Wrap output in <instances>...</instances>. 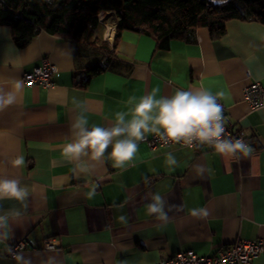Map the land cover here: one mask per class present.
Returning a JSON list of instances; mask_svg holds the SVG:
<instances>
[{
    "label": "crops",
    "instance_id": "1",
    "mask_svg": "<svg viewBox=\"0 0 264 264\" xmlns=\"http://www.w3.org/2000/svg\"><path fill=\"white\" fill-rule=\"evenodd\" d=\"M114 37L105 40L112 45ZM87 51L45 31L19 47L11 27L0 26V87L17 97L0 111V178L19 180L29 192L27 209L0 200V214L22 213L11 222L9 238L0 240V264H18L6 250L22 239L29 248L18 253L30 264H156L179 250L212 255L239 238L264 241V105L252 108L244 95L253 81L264 85V24L234 18L220 38L198 27L193 42L174 38L167 47L152 35L123 30L112 67L82 87L79 80L94 62ZM45 58L58 67L55 84H25L24 72ZM16 81L22 82L18 91ZM153 88H159L158 98L177 89L223 93L218 98L227 104L233 129L247 133L252 154L223 156L209 145L151 147L144 141L125 169L112 166L111 146L102 162L81 157L92 165L88 173L76 168L80 161L65 160L62 149L72 142L71 124L83 109L89 129L110 127L116 112L134 107L129 97L138 101ZM169 152L179 164L174 171ZM20 157L24 163L16 166ZM156 193L166 219L148 213ZM192 209L208 215L193 216ZM47 238L55 249L43 248ZM255 263L264 264V251Z\"/></svg>",
    "mask_w": 264,
    "mask_h": 264
},
{
    "label": "clouds",
    "instance_id": "2",
    "mask_svg": "<svg viewBox=\"0 0 264 264\" xmlns=\"http://www.w3.org/2000/svg\"><path fill=\"white\" fill-rule=\"evenodd\" d=\"M21 87L22 82L16 81L15 90L18 91ZM159 91V88H153L151 92L141 96L138 101L135 96L129 97L127 103L134 104V107L127 112H116L114 122L110 127L93 124L89 129V119L85 114L87 109H83L76 116L75 122L71 124L73 140L64 145L62 156L68 162L80 161L76 168H79L82 173H88L92 170V165L87 161H82L81 157H88L94 162H102L106 151L111 146L108 157L112 161V166L125 169L126 166L133 165L139 151V144L147 141L151 134H155L165 143L183 142L189 146L193 143L201 146L207 144L223 156L242 154L244 157H249L252 154V148L243 139V135L247 133L235 140L225 137L223 107L218 102V96L223 97V93L214 95L203 88L177 89L171 96L158 98ZM16 98L15 91H5L3 87H0V111L13 105ZM73 103L77 108L80 107L75 99ZM129 116L130 119H126ZM23 163V157L14 161L16 166H22ZM167 164L169 171H174L179 166L171 152L167 154ZM87 195L89 198L94 196L95 188ZM28 197V189L22 186L19 180L0 178V200H15L27 209ZM151 199L153 202L147 206L148 213L158 214L160 219H166L162 196L156 193ZM191 214L206 217L208 212L205 209H192ZM21 215L18 209L0 214V240L9 238L11 222L18 220ZM118 219L126 222L124 216ZM8 251L11 252V248ZM13 255L18 264H30V260L23 254L14 253Z\"/></svg>",
    "mask_w": 264,
    "mask_h": 264
},
{
    "label": "trees",
    "instance_id": "3",
    "mask_svg": "<svg viewBox=\"0 0 264 264\" xmlns=\"http://www.w3.org/2000/svg\"><path fill=\"white\" fill-rule=\"evenodd\" d=\"M115 10L119 17L113 44L100 37L99 13ZM256 20L264 24V0H0V26H9L15 43L23 47L45 31L94 49L106 63L86 66L79 80L85 87L91 78L114 64V49L123 30L154 36L161 47L171 39L195 40L198 27H207L212 38L226 32L230 19Z\"/></svg>",
    "mask_w": 264,
    "mask_h": 264
},
{
    "label": "built area",
    "instance_id": "4",
    "mask_svg": "<svg viewBox=\"0 0 264 264\" xmlns=\"http://www.w3.org/2000/svg\"><path fill=\"white\" fill-rule=\"evenodd\" d=\"M58 71V67L50 59L45 58L43 62L35 66L31 71H26L23 74V81L28 86L40 84L44 87H52L55 84L54 78ZM246 101L252 108H258L264 105V85L260 81H253L244 90ZM218 102L223 107V114L225 120V137L233 140L241 138L239 134L233 129L232 123L229 121L227 113V104L218 98ZM246 143L249 139L243 135ZM151 147L177 145L189 148H198L199 144L193 143L191 146L181 143L169 141L165 143L155 134L148 136L145 141ZM207 145V144H205ZM11 248V252L8 249ZM6 253L13 255L21 250L29 248L26 239L19 240L10 246ZM43 248L55 249L56 243L52 238H47L43 241ZM264 251V241L261 238L245 239L239 238L235 241L221 246L217 252L212 255H199L194 250H179L168 258L160 259L156 264H256V258Z\"/></svg>",
    "mask_w": 264,
    "mask_h": 264
},
{
    "label": "bare ground",
    "instance_id": "5",
    "mask_svg": "<svg viewBox=\"0 0 264 264\" xmlns=\"http://www.w3.org/2000/svg\"><path fill=\"white\" fill-rule=\"evenodd\" d=\"M114 10H102L99 13V19L101 20V29H100V35L107 39L112 40L115 35L116 30V24L115 19L112 16V13Z\"/></svg>",
    "mask_w": 264,
    "mask_h": 264
},
{
    "label": "rangeland",
    "instance_id": "6",
    "mask_svg": "<svg viewBox=\"0 0 264 264\" xmlns=\"http://www.w3.org/2000/svg\"><path fill=\"white\" fill-rule=\"evenodd\" d=\"M115 15H116V12H113L112 13V16L115 18ZM100 23H101V20H100ZM102 24V23H101ZM101 24H100V27H101ZM100 37L105 40V38H103L101 35ZM87 53H89V55L91 56H94V58H92L93 60L92 61H100L101 63H106V59H104L102 56H100V54H98L94 49H89V51H87ZM81 54H83V49L81 50ZM91 56V57H92ZM84 59V58H83Z\"/></svg>",
    "mask_w": 264,
    "mask_h": 264
}]
</instances>
